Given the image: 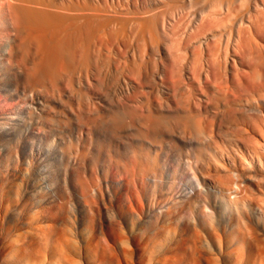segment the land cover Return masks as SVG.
Segmentation results:
<instances>
[{
    "label": "bare ground",
    "instance_id": "6f19581e",
    "mask_svg": "<svg viewBox=\"0 0 264 264\" xmlns=\"http://www.w3.org/2000/svg\"><path fill=\"white\" fill-rule=\"evenodd\" d=\"M7 91L34 106L0 114V145L32 123L47 135L33 143L47 201L56 173L80 202L102 193L111 166L162 184L179 144V176L264 208V0H0ZM184 197L173 213L201 211Z\"/></svg>",
    "mask_w": 264,
    "mask_h": 264
},
{
    "label": "rangeland",
    "instance_id": "374dc122",
    "mask_svg": "<svg viewBox=\"0 0 264 264\" xmlns=\"http://www.w3.org/2000/svg\"><path fill=\"white\" fill-rule=\"evenodd\" d=\"M21 95L0 92V114L11 107L25 114L26 106H34L31 94ZM35 127L28 124L13 148L0 145V264H264V208L237 205L234 195L225 203L191 175L179 176V144L177 155L174 149L164 152L169 171L162 184L128 182L111 166L102 193L80 202L70 174L56 173L61 190L47 201L45 162L34 154L33 143L48 137L34 138ZM184 195L196 199L201 211L173 213ZM83 204L89 211L81 209Z\"/></svg>",
    "mask_w": 264,
    "mask_h": 264
}]
</instances>
